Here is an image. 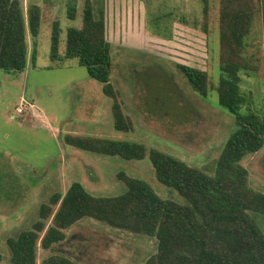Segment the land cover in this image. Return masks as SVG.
<instances>
[{"label":"rangeland","instance_id":"374dc122","mask_svg":"<svg viewBox=\"0 0 264 264\" xmlns=\"http://www.w3.org/2000/svg\"><path fill=\"white\" fill-rule=\"evenodd\" d=\"M21 2L26 20L29 8L39 5L50 21L42 23L37 39L29 36V63L24 72L0 70V252L5 258L9 256L7 240L31 229L40 206L58 192L65 194L74 182L82 183L94 196H118L126 187L117 176L125 172L146 180L163 199L181 202L175 190L156 180L148 157L127 161L83 152L65 144L68 134L143 143L208 175L215 174L224 145L237 129L234 117L218 105L217 86L223 74L220 0H211L208 34L200 27L201 0H99L105 12L106 38L112 45L111 82L134 123L128 134L115 130L113 101L86 67L77 60L50 58L51 22L60 23L64 50L68 30L81 26L85 0ZM69 8L77 10L75 20L69 19ZM183 18L189 25L180 23ZM262 32L257 18L250 43L261 49ZM35 52L36 63L32 60ZM178 65L208 72L207 98L194 90ZM242 78L243 90L254 95L256 108H264V69ZM242 165L249 172L251 188L264 193V148L247 156ZM257 221L264 230V218L258 216ZM66 235L53 251L39 249L38 264L51 253L79 264H145L158 249L156 238L92 219L79 222Z\"/></svg>","mask_w":264,"mask_h":264},{"label":"trees","instance_id":"16d2710c","mask_svg":"<svg viewBox=\"0 0 264 264\" xmlns=\"http://www.w3.org/2000/svg\"><path fill=\"white\" fill-rule=\"evenodd\" d=\"M203 4V26L209 33L211 0ZM99 0H85L82 23L67 32L61 49V26L51 22L52 61L77 60L89 76L103 84L113 101L115 130L131 133L132 119L124 112L119 92L111 82L112 45L106 38V21ZM48 9V7H47ZM69 19L77 10L69 8ZM263 28L262 49L250 40L256 20ZM50 21L44 7L33 5L28 20L21 0H0V70L24 72L29 63V41L40 35L42 23ZM180 23L189 25L183 18ZM199 28V24H194ZM170 34L167 39H171ZM219 62L222 71L217 86L219 107L234 117L237 129L224 145L215 174L143 143L97 137L66 135L65 144L83 152L119 157L127 161L149 158L156 180L175 190L181 202L163 199L146 181L118 174L126 191L118 196H94L80 182L65 194L56 193L39 208L31 229L7 240L9 256L0 252V264H38L39 249L53 251L66 239V232L79 222L92 219L106 226L138 236L156 238L157 253L145 264H264V230L257 221L264 218V193L251 188L249 172L242 161L264 148V108L245 92L242 75L252 77L264 69V0H220ZM36 63V52L32 56ZM179 70L194 90L207 98L211 82L207 71L185 65ZM242 72H244L242 74ZM183 201V202H182ZM41 264H79L59 253H51Z\"/></svg>","mask_w":264,"mask_h":264},{"label":"built area","instance_id":"2783aa9c","mask_svg":"<svg viewBox=\"0 0 264 264\" xmlns=\"http://www.w3.org/2000/svg\"><path fill=\"white\" fill-rule=\"evenodd\" d=\"M22 112V110L21 109H19V113H21Z\"/></svg>","mask_w":264,"mask_h":264}]
</instances>
